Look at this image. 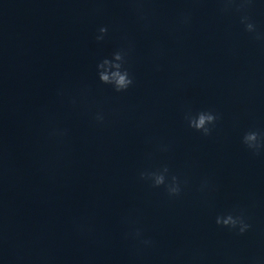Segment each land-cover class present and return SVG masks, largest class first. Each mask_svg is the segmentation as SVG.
Instances as JSON below:
<instances>
[{
    "label": "clouds",
    "instance_id": "clouds-1",
    "mask_svg": "<svg viewBox=\"0 0 264 264\" xmlns=\"http://www.w3.org/2000/svg\"><path fill=\"white\" fill-rule=\"evenodd\" d=\"M130 5L131 11L136 16L140 26L144 30H148L152 26V21L156 15L154 8L148 7L156 2V0H126ZM192 3H200L202 0H191ZM218 5V12L221 15L236 14L239 18V23L243 26L250 38L259 42L264 46V30H261L253 20L251 12L256 0H215ZM99 11V9H97ZM193 9H187L180 13L177 17L176 30L187 28L193 21ZM109 29L107 26H102L98 29V34L95 36L97 42L105 40ZM123 44L111 54V58L102 59L97 65L98 79L102 84L110 85L116 93L127 92L135 85V78L129 67V56L134 50V43L129 39L127 34L121 37ZM64 95L63 92L59 93ZM70 103L73 106H83L91 108L94 102L89 101V90L83 88L80 91L79 99L71 98ZM93 120L97 126L103 127L108 123L107 114L102 108H98L93 113ZM220 114L214 110H200L193 112L191 108L184 111V120L189 128L200 132L203 136H210L213 128L220 119ZM68 130L65 128L52 127L49 131V137L63 142L67 137ZM243 144L253 153L260 155L264 150V133L258 131H248L242 138ZM162 151H167L166 146L161 147ZM138 178L140 181L149 184L152 188L163 187L166 195L170 199L179 198L188 181L182 180L178 174H173L167 164L162 165L156 170L144 169L139 172ZM212 188L210 182L205 179L202 181L199 191L206 193ZM126 224L130 225L129 231L125 233V238L132 240L138 250L144 251L154 247L155 241L147 237L141 227H136L135 221L130 217L124 219ZM215 223L228 229L237 236H243L252 229V225L248 222L246 210L241 208H233L232 210L219 214L215 218ZM201 259L193 257V260ZM249 264H264V257L253 256Z\"/></svg>",
    "mask_w": 264,
    "mask_h": 264
}]
</instances>
